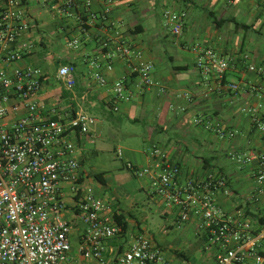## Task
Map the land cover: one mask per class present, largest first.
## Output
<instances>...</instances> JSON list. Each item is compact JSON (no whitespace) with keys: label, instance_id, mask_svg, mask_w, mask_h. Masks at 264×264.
Returning a JSON list of instances; mask_svg holds the SVG:
<instances>
[{"label":"crops","instance_id":"0c3cea01","mask_svg":"<svg viewBox=\"0 0 264 264\" xmlns=\"http://www.w3.org/2000/svg\"><path fill=\"white\" fill-rule=\"evenodd\" d=\"M19 1L18 10L29 24V30L19 42L29 43V49L21 59L11 63L4 61L7 50L0 51V71L8 76L16 69L27 67L43 71L42 86L35 101L42 107L44 119L68 120L79 112L96 118L89 134L77 133L71 138L78 149L76 157L83 175L81 190L85 189V182L101 186L102 194L97 193L96 197L107 199L108 205L127 224L124 236L109 243L110 253L106 257L110 258L113 251L132 239L142 237V223L150 219L139 209L146 202L151 211L150 204H154L155 210L163 209L164 218L178 220V210L167 207L163 197L151 188L155 175L154 159L150 155L153 147L164 151L170 162L180 167L179 185L190 177L200 178L220 171L229 181L228 194L222 192L217 197L222 211L232 215L242 209L251 219L255 232L264 228V201L252 199L256 192L257 162L240 165L231 158L249 150L264 152V133L243 112L247 107L262 105L260 114L264 121V73L248 72L239 62L240 53L247 52L249 63L264 67L261 45L264 0H75L77 8L71 15L60 11L64 0ZM168 8L188 13L178 36L171 33L166 20L161 21V15ZM91 13L97 16L96 20L90 19ZM77 15L86 22L85 30ZM158 21L176 37L174 46L180 51L162 55L159 50L147 49L146 35L156 31ZM118 46L129 48L132 56L117 54ZM208 49L232 59L224 82L241 83L243 90L237 94L217 93L216 80L203 78L196 62L201 51ZM166 58L172 63L170 66L165 64ZM189 59L190 63L175 64ZM141 62L152 66L154 84L150 87L142 85L133 72V67ZM62 66L75 69L76 85L72 89L58 77ZM96 74L105 77L106 84H100ZM119 82L125 85L129 100L115 99L113 89ZM253 86L258 88L257 95L249 92ZM16 103L17 99L13 98L9 121L27 112ZM197 117L220 122L236 132V136L224 144H214L205 132L218 137L205 126L196 125ZM91 158L97 159L96 166L89 165ZM128 163L136 168L149 167L152 172L137 176L127 168ZM62 197L66 207L62 216L72 226L75 251L84 230L76 214L80 197L67 184ZM258 218L262 220L259 222ZM188 223L196 226L205 241L198 220L194 217ZM73 255L83 261L76 252ZM212 255L211 264L215 251Z\"/></svg>","mask_w":264,"mask_h":264},{"label":"built area","instance_id":"2783aa9c","mask_svg":"<svg viewBox=\"0 0 264 264\" xmlns=\"http://www.w3.org/2000/svg\"><path fill=\"white\" fill-rule=\"evenodd\" d=\"M19 5V0H0V51L7 50L6 63L21 59L29 49V43L19 42L29 30V24L18 10ZM86 5L89 6L90 1ZM76 8L75 0H64L60 11L71 15ZM163 16L171 33L180 35L188 13L165 10ZM76 18L85 30L83 17L77 15ZM90 19L94 21L97 16L91 13ZM116 52L121 56H132V51L122 46H118ZM249 61V54L241 52L239 62L248 72L264 73V67ZM231 65L232 59L210 49L201 51L196 62V68L205 80H216L217 93L237 94L244 89L243 84L224 82ZM133 72L139 76L142 85L150 87L154 84L151 65L141 62L133 67ZM43 76L41 69L32 67L16 69L12 76L0 71V264H171L161 246L145 236L127 242L113 251L110 258L105 256L110 253L109 243L122 237L124 231L116 220V211L106 201L86 188L81 190L83 175L76 157L78 149L71 138L77 133L89 134L97 120L84 112L76 113L68 120L44 119L42 107L35 101ZM58 77L68 89L75 87L74 67H60ZM95 78L102 85L107 82L100 74ZM257 91L255 86L249 89L252 94L257 95ZM113 92L117 101L130 99L122 82L114 86ZM13 98L18 102L15 105H22L27 112L9 121ZM261 107L250 106L243 112L264 133ZM194 123L212 130L220 140L236 136V132L220 122L212 123L209 118L197 117ZM118 154L121 155V150ZM150 155L155 169L151 182L153 192L163 197L167 207L178 210L179 223L194 217L198 220L205 236V251H215L213 264H264V228L255 232L245 211L239 209L230 215L218 205V194L229 192V181L220 171L205 177H190L179 185L180 167L170 162L167 154L157 147L150 150ZM231 158L240 165L257 162L256 192L252 199L264 201V152L249 150ZM127 168L134 170L137 176L152 172L149 167L136 168L131 163ZM65 184L80 197L76 214L84 230L75 251L72 226L62 216L66 208L62 197ZM80 190L82 192L78 193ZM74 252L83 261H78Z\"/></svg>","mask_w":264,"mask_h":264},{"label":"rangeland","instance_id":"374dc122","mask_svg":"<svg viewBox=\"0 0 264 264\" xmlns=\"http://www.w3.org/2000/svg\"><path fill=\"white\" fill-rule=\"evenodd\" d=\"M166 10H174L168 8ZM174 11L178 12V9ZM162 23L165 22V18L161 15ZM156 31H150L147 33V49L151 48L153 51L159 50L161 54H175L176 50L180 51L179 47L174 46L175 38L168 29L163 28L162 24L158 21ZM164 35H167L165 37ZM264 39V37H263ZM261 45L264 48V40L261 41ZM193 48V47H192ZM168 56V55H167ZM193 58L192 55L189 56ZM190 60L176 61L175 64L184 65L190 63ZM166 65L170 66L172 63L166 58ZM135 127L142 128L141 125H135ZM189 127L194 128L193 124H189ZM205 135L210 138L214 144H224L226 140H219L213 134L205 132ZM110 158L114 159L113 154L109 155ZM89 165L96 166L97 159L91 158L88 161ZM89 182V180H88ZM84 187L96 194H102L100 190L101 186L94 183H86ZM102 197V196H100ZM99 198V197H98ZM102 199V198H100ZM103 201L107 199H102ZM107 202V201H106ZM152 211L148 208L147 202L145 203L144 209L141 207L139 210L147 216L150 220L142 223L143 232L141 236L152 238L155 240L163 249L165 257L170 261L171 264H211L213 251H205V241L196 229L194 224L183 222L179 223L174 217L164 218L161 214L162 208L156 209V205L150 204ZM138 217V216H137Z\"/></svg>","mask_w":264,"mask_h":264},{"label":"trees","instance_id":"16d2710c","mask_svg":"<svg viewBox=\"0 0 264 264\" xmlns=\"http://www.w3.org/2000/svg\"><path fill=\"white\" fill-rule=\"evenodd\" d=\"M96 178H98L99 179V176H96ZM115 217H116V220H117V222L122 226V228H123V235L122 236H124V234H125V232H126V229H127V224L125 223V221L123 220V217H122V215L121 214H119L117 211H116V213H115Z\"/></svg>","mask_w":264,"mask_h":264}]
</instances>
